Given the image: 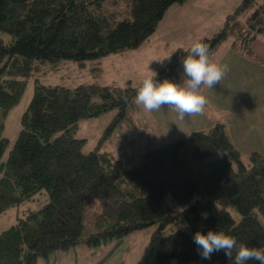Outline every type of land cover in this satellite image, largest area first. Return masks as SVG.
<instances>
[{
  "label": "trees",
  "instance_id": "1",
  "mask_svg": "<svg viewBox=\"0 0 264 264\" xmlns=\"http://www.w3.org/2000/svg\"><path fill=\"white\" fill-rule=\"evenodd\" d=\"M121 1L125 12L110 8ZM185 1L0 0V215L46 193L39 197L40 207L26 209L0 231V264H37L55 250L83 241L98 245L109 237L120 241L153 224L146 251L135 264H171L172 259L229 264L223 251L201 259L193 242L197 231H223L238 243L264 246V155L255 151L245 163L224 122L122 157L104 150L113 129L129 118L142 84L37 82L4 158L9 111L37 69L48 61H85L135 49L156 32L173 3ZM263 32L264 0H243L218 32L199 41L211 55L233 36L236 46L252 52ZM189 48L172 51L157 71V83L182 81L179 69ZM111 109L118 110L115 117L96 146L84 151L86 138L76 135L79 123ZM92 199L102 202L107 216L100 230L85 238Z\"/></svg>",
  "mask_w": 264,
  "mask_h": 264
},
{
  "label": "rangeland",
  "instance_id": "2",
  "mask_svg": "<svg viewBox=\"0 0 264 264\" xmlns=\"http://www.w3.org/2000/svg\"><path fill=\"white\" fill-rule=\"evenodd\" d=\"M242 1L187 0L184 3H173L167 9L156 32L135 49L85 61H48L28 77V86L23 96L9 111L3 132L9 138V148L4 158L22 128V114L31 101L37 82L69 87L80 83L122 86L131 83L140 86L149 68L157 72L169 62L166 59L162 65L153 59H162L171 55L178 47L188 48L193 42L212 36L223 27L226 17ZM110 8L117 12L120 8L126 11L123 1L120 7L112 5ZM8 36L7 32H3V37ZM257 40L264 44V32L259 34L255 41ZM236 42L235 37L230 36L212 54V61L227 65L229 71L220 84L212 89L201 90L208 101L202 115L180 119L178 113L168 106L149 112L142 105L135 104L129 118L113 129L104 150L122 157L124 153L131 154L130 150L138 151L157 146L186 136L195 129L207 130L217 121H223L245 163H250L251 155L255 151L264 155V46L255 45L256 50L252 53L247 52L243 46H236ZM179 72L182 76L183 66ZM117 111L111 109L81 120L76 135L86 138L84 151L96 146ZM39 197L45 198L46 193H40L34 199L13 206L1 214L0 231L15 223L26 209L40 207ZM103 209L104 205L100 200L89 201L85 217V238L91 231H98L102 227L100 222L105 221L104 217L107 216ZM231 210L236 218L240 217L237 210ZM100 212L103 213L101 218ZM155 227L153 224L133 230L120 241L115 237H109L98 245H89L83 241L66 250H55L48 257L40 256L37 264H135L144 255ZM171 264L195 263H181L172 259Z\"/></svg>",
  "mask_w": 264,
  "mask_h": 264
},
{
  "label": "clouds",
  "instance_id": "3",
  "mask_svg": "<svg viewBox=\"0 0 264 264\" xmlns=\"http://www.w3.org/2000/svg\"><path fill=\"white\" fill-rule=\"evenodd\" d=\"M185 51L186 55L182 58L183 81L165 79L157 83L158 73L149 68L144 74L142 85L136 90L133 100L136 105H142L149 112L168 106L178 113L180 119L204 113L208 101L201 90L212 89L220 84L229 68L212 61L208 46L199 40ZM172 54L153 60L163 65L166 59L171 60ZM193 242L201 259H210L213 253L223 251L229 264H250L253 261L264 264V246L238 243L235 237L223 231H197Z\"/></svg>",
  "mask_w": 264,
  "mask_h": 264
},
{
  "label": "crops",
  "instance_id": "4",
  "mask_svg": "<svg viewBox=\"0 0 264 264\" xmlns=\"http://www.w3.org/2000/svg\"><path fill=\"white\" fill-rule=\"evenodd\" d=\"M255 45H263V46H264V44H263L260 40L255 41L254 44H253L252 53H254L255 50H256V46H255ZM217 48H218V47H217ZM217 48H216V49H217ZM216 49H215V50H216ZM213 53H214V52H213ZM213 53H212V54H213ZM212 54H211V56H210V59H211V57H212ZM211 60H212V59H211ZM222 122H223V121H222Z\"/></svg>",
  "mask_w": 264,
  "mask_h": 264
}]
</instances>
